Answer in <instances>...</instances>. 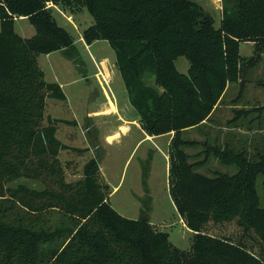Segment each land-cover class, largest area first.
<instances>
[{"label":"trees","instance_id":"trees-1","mask_svg":"<svg viewBox=\"0 0 264 264\" xmlns=\"http://www.w3.org/2000/svg\"><path fill=\"white\" fill-rule=\"evenodd\" d=\"M48 3L87 9L92 24L82 37L87 44L106 40L114 50L141 129L173 133L168 193L192 231L188 250L147 216L127 218L110 205L96 157L83 165L82 177L65 180L58 154L70 147L56 137L60 120L43 123L46 97L64 100L65 94L44 80L37 56L73 48L74 40ZM19 17L34 27L32 36L15 31ZM244 41L253 44L249 57L239 53ZM263 49L264 0L225 2L219 27L192 0H0V264H264V207L256 189L258 176L264 186V156L249 161L242 152L206 145V155L237 168L209 176L198 170L204 161H192L184 150L195 141L181 134L209 117L228 83H239L240 96ZM180 56L189 62L186 73L175 66ZM145 70L161 91L144 84ZM19 177L45 187L7 186ZM231 222L240 231L235 237L206 230L209 223Z\"/></svg>","mask_w":264,"mask_h":264},{"label":"rangeland","instance_id":"rangeland-1","mask_svg":"<svg viewBox=\"0 0 264 264\" xmlns=\"http://www.w3.org/2000/svg\"><path fill=\"white\" fill-rule=\"evenodd\" d=\"M192 1L211 15L215 27L220 25L223 4H232V0ZM48 5L57 23L74 40L73 48L37 56V63L44 72V80L60 84L65 94L64 100L46 97L43 119L44 124L47 117L60 120L56 126V137L70 147L61 149L58 154L65 180L74 181L82 177L83 165L89 158L96 157L101 178L110 187V205L127 218L147 216L157 230L168 232L172 244L188 250L192 231L189 232L184 227L168 193L165 156L168 150L167 136L158 135L153 141H148L133 122L138 120L137 113L129 103L116 66L114 50L106 40L97 39L87 44L82 37L83 30L92 24V17L87 9L72 12L59 4ZM14 29L23 37H30L35 32L26 18H16ZM239 53L245 57L252 55V42H240ZM175 66L179 72L186 73L189 62L184 56H180L175 60ZM245 79L239 97V83L227 84L208 126L194 128L182 134L183 138L200 136L202 140L206 136V142L187 146L184 150L191 155L192 161H204L198 170L209 176L218 172L232 174L237 168L232 163L222 162L212 153L206 155V145L218 149L227 148L235 153L242 152L249 161H256L260 155L264 156V107L261 108L264 105V49L259 63L248 70ZM143 82L158 91L150 74H145ZM239 109L243 113L235 117L236 110ZM73 147L87 150L78 152ZM262 180L263 176H258L256 189L260 205L264 207ZM17 185L38 190L45 187L39 180L23 177L7 184L9 187ZM114 186L117 189L111 191ZM53 217L56 218L55 215ZM206 230L234 237L240 233L234 222L220 225L209 223Z\"/></svg>","mask_w":264,"mask_h":264},{"label":"crops","instance_id":"crops-1","mask_svg":"<svg viewBox=\"0 0 264 264\" xmlns=\"http://www.w3.org/2000/svg\"><path fill=\"white\" fill-rule=\"evenodd\" d=\"M197 3V2H196ZM198 4V3H197ZM51 5H53V6H55V4H53V3H51ZM199 5V4H198ZM49 6V5H48ZM202 8V7H201ZM219 8V7H218ZM203 9V8H202ZM204 11V10H203ZM221 15H222V7H221ZM19 18H25V17H19ZM150 74L151 75V77H153V74H152V72H150V71H147V70H145L144 72H143V74H142V79H143V81H144V76H145V74ZM154 78V77H153ZM153 81V80H152ZM60 85V84H59ZM155 87L158 89V91H161V88L160 87H158V86H156L155 85ZM126 93H127V91H126ZM127 97H128V95H127ZM222 97H223V95L221 96V98H220V100L218 101V103L214 106V108H213V110L211 111V114L209 115V117L206 119V120H203L199 125H197V126H195V127H191V128H187V129H185V130H183L182 131V133L181 134H183L184 132H186V131H188V130H193L194 128L196 129V128H202V127H204V126H208L209 125V120H210V118H211V116L213 115V113H215V111L217 110V108H218V106H219V103H220V101H221V99H222ZM129 100V99H128ZM130 103V102H129ZM132 106V105H131ZM133 107V106H132ZM137 113V112H136ZM136 118L138 119V120H135V121H133L134 123H135V125L136 126H138L140 129H141V127H140V124H139V115L137 114L136 115ZM135 118V119H136ZM142 130V129H141ZM142 132L144 133V138H147V140L148 141H153L154 139H156L157 137L155 136V135H148L147 133H145L143 130H142ZM162 135H165V136H167V144L169 143V140H170V138L172 137V135H173V133L172 132H170V133H166V134H162ZM204 139L202 140L201 139V137L199 136V137H196V138H184V139H187V140H192V141H195V144H200L201 143V141L204 143V142H206V136H204L203 137ZM95 142H97V140H95ZM99 146V144H98V142H97V146L96 147H98ZM187 147V146H186ZM186 152H187V150H185ZM188 153V152H187ZM166 156V158H167V163H166V167H167V175H168V155L166 154L165 155ZM108 184V183H107ZM117 189V186H114L113 188H112V190L111 191H114V190H116ZM111 193V192H110ZM172 201V200H171ZM173 203V202H172ZM174 205V204H173ZM174 208H175V206H174ZM175 210H176V208H175ZM177 212V211H176ZM177 214H178V212H177ZM178 217H180V219L183 221V219H182V217L178 214ZM183 224H184V227H186V225H185V223H184V221H183ZM186 229L189 231V232H191V230L189 229V228H187L186 227ZM168 233V232H167ZM192 233V232H191Z\"/></svg>","mask_w":264,"mask_h":264}]
</instances>
